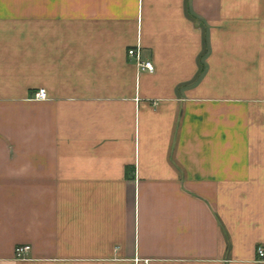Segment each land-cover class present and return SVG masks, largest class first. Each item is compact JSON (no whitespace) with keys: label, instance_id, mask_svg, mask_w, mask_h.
<instances>
[{"label":"crops","instance_id":"0c3cea01","mask_svg":"<svg viewBox=\"0 0 264 264\" xmlns=\"http://www.w3.org/2000/svg\"><path fill=\"white\" fill-rule=\"evenodd\" d=\"M260 248L264 0H0V264Z\"/></svg>","mask_w":264,"mask_h":264},{"label":"built area","instance_id":"2783aa9c","mask_svg":"<svg viewBox=\"0 0 264 264\" xmlns=\"http://www.w3.org/2000/svg\"><path fill=\"white\" fill-rule=\"evenodd\" d=\"M128 56L131 60L134 61L136 66L139 68L141 72H149L153 73L155 68L154 65L151 61H145L142 56H141V48L140 46L130 49L128 52ZM35 98L38 100H43L46 99V92L45 90H40L36 95ZM31 251L30 246H19L16 249V256L18 259H25V257L29 254ZM259 256L261 258L264 257V249L260 248L258 250ZM144 264H160L159 262L151 261V260H146L144 261Z\"/></svg>","mask_w":264,"mask_h":264}]
</instances>
